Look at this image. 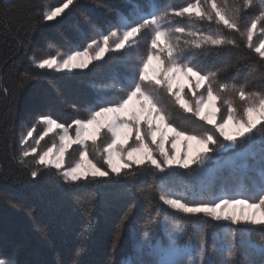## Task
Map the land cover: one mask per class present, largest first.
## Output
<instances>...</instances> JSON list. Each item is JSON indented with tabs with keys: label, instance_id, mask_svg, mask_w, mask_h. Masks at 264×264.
I'll return each instance as SVG.
<instances>
[{
	"label": "snow or ice",
	"instance_id": "1",
	"mask_svg": "<svg viewBox=\"0 0 264 264\" xmlns=\"http://www.w3.org/2000/svg\"><path fill=\"white\" fill-rule=\"evenodd\" d=\"M72 3L73 0H66L62 6L45 10L43 20H55ZM258 3L259 11L241 31V7L229 8L226 0L221 4L217 0H187L178 9L160 7L157 0H145L143 6L129 0V12H118L116 20L109 22L106 30L96 29L97 34L86 40L83 48L73 45L66 54L61 51L46 58H33L37 69L71 73L88 69L109 52H121L119 61L125 71L121 74L109 68L107 83L90 82L95 95L86 105V118H77L67 126L51 114H40L32 120V126L20 136L18 159V163L29 167L25 159L34 157L31 177L40 175L41 166L54 168L63 180L73 184L80 181L94 184L110 173L116 177L122 174L151 177L163 205L183 216L202 217L188 222L180 216L156 211V216L162 215V237H150L145 231L133 244L134 253L140 254L147 247L155 258L126 257L125 264H214L206 258L209 220L224 222L217 224L221 230L228 226L212 234L214 250L227 257L215 264H229L241 248L247 249L246 255L259 252L260 264H264V246L251 241L252 229L247 227L264 230V90H248L246 83L217 80L218 71L226 69L203 70L197 58L206 53L194 51L237 46L234 39L226 37L219 29L205 32L195 23L208 21L240 32L246 37L247 48L264 61V0ZM253 6L254 0H244L242 5L244 9ZM170 16L187 17L188 21L172 23ZM258 31L261 38L254 43ZM142 44L146 46L143 52ZM104 67L97 64L92 71L97 73ZM163 96L212 128L188 133L174 126ZM71 107L76 108V105ZM31 115L29 112L27 117ZM38 124L44 125L43 135L29 144ZM72 126L74 135L70 130ZM57 129L60 130L58 143L54 141L36 156L40 140ZM216 133L228 143L220 142ZM102 134L107 140L98 144ZM130 141H133L131 146ZM89 142L103 158L106 169L98 167L90 158ZM238 144L242 147L237 151ZM73 145H79L78 158L65 167L66 155ZM220 150L231 152V156L222 155ZM212 152L216 155H209ZM249 158L255 161L253 165H249ZM193 165L197 167L192 168ZM180 169L192 170L181 172ZM133 207L122 216L121 225ZM189 223L194 230L191 236ZM118 232L119 229L114 234L113 247ZM185 237H188L187 242L181 246L179 241ZM0 264H12V261L0 258Z\"/></svg>",
	"mask_w": 264,
	"mask_h": 264
},
{
	"label": "trees",
	"instance_id": "2",
	"mask_svg": "<svg viewBox=\"0 0 264 264\" xmlns=\"http://www.w3.org/2000/svg\"><path fill=\"white\" fill-rule=\"evenodd\" d=\"M64 2L66 0H0V257L11 259L12 264H124L126 257L154 259V254L147 247L140 254L134 253L133 244L142 238L145 231L150 237H162V215L156 216V211L180 216L188 222L202 217L183 216L163 205L158 200L151 177H125L123 174L116 177L110 173L109 177L98 178L94 184L86 181L73 184L63 180L55 169L42 166L40 175L31 177L33 156L25 159L29 167L18 163L20 136L32 126L37 115L51 114L66 126L77 118L84 119L88 115L86 105L95 95L90 82L107 83L109 68L121 74L125 71L119 61L123 55L121 52H109L103 60L94 62L83 71L57 73L34 67L33 58H46L61 51L66 54L73 45L83 48L85 41L97 34L96 29L106 30L109 22L116 20L118 12L128 13L130 8L129 0H73L55 20H43L45 10L62 6ZM135 2L141 6L145 4V0ZM186 2L157 0L160 7L176 9ZM226 2L229 8L234 5L241 7V31L259 11L258 0H254V6L247 9L242 7L244 0ZM217 3H224V0H217ZM168 19L172 23L188 21L187 17L170 16ZM195 23L205 32L219 29L237 45L194 50L206 53L197 58L203 70L226 69L218 71L217 80L246 83L248 90H264V61L247 48L246 37L216 23ZM260 38L258 31L253 42L257 43ZM145 47L143 44L140 46L141 52ZM97 64L105 67L93 73L92 69ZM163 102L174 126L188 133L212 128L183 112L171 98L163 96ZM239 103L237 101L238 106ZM71 105H76V108ZM29 112L32 113L30 118L27 117ZM202 124L203 128L198 127ZM42 128V125H36L34 134L39 136ZM216 136L219 138L218 133ZM106 140V136L102 137L98 144ZM48 146V141L39 145L43 149ZM241 147L238 144L235 150ZM89 155L106 169L102 157L92 147H89ZM248 163L253 165L255 161L249 158ZM130 206H134L133 210L121 225V218ZM218 223L224 222L209 220L207 226L206 258L214 264L227 258L213 248L212 234L228 227L225 225V229H218ZM247 227L252 229L251 241L264 246V230L251 225ZM117 229L118 239L113 247ZM193 231L189 223L190 236ZM187 239L185 237L180 243L185 244ZM246 252L245 248L239 249L229 264H249L252 261L260 264L262 257L259 252L247 255Z\"/></svg>",
	"mask_w": 264,
	"mask_h": 264
},
{
	"label": "rangeland",
	"instance_id": "3",
	"mask_svg": "<svg viewBox=\"0 0 264 264\" xmlns=\"http://www.w3.org/2000/svg\"><path fill=\"white\" fill-rule=\"evenodd\" d=\"M6 1H8V0H6ZM57 54H60V53H57ZM105 56H106V55H105ZM105 56H104V57H105ZM103 59H104V58H103ZM52 71H54V70H52ZM74 71H76V70H74ZM60 73H68V72H60ZM201 91H202V90H201ZM185 92H186V94H188V95L190 96V93H188L187 88L185 89ZM42 126H43V128H42L41 134H40L39 136H36V135L33 133V137H32V139L29 140V144L32 143V140L38 139L41 135H43V132H44V125H42ZM70 130H71V133L74 135V133H75V127L72 126ZM59 131H60V130L57 129V130H54V131H52V132H49L47 135L44 136L43 139L40 140L39 145H40V143H43L44 141H48V145H49L48 147H50L54 141H55L56 143H58L57 132H59ZM102 137H105V136L102 134L101 137H100V139H101ZM100 139H99V140H100ZM99 140H98V141H99ZM218 140H219L220 142L225 143V144L228 143L227 141H223V137H219ZM132 143H133V141H130V142H129V146H131ZM39 145H38V148H37L36 156H39L44 150H46V148H45V149L40 148ZM89 147H90V148L92 147V146H91V142H89ZM210 147H213V146L210 145ZM78 149H79V145H73V146H72V149H71V150L67 153V155H66V159H65V167H67L69 164L75 162V160L78 158ZM220 151H221V154L224 155V156H226V157L231 156V152H225L224 150H220ZM237 151H238V150H237ZM209 155L215 156L216 153H215V152H212V153H210ZM89 156H90V155H89ZM102 160H103V158H102ZM95 163H96V162H95ZM97 166H98V167H101L99 164H97ZM105 167L107 168L106 165H105ZM53 169H54V168H53ZM164 243L167 244V239H166V237H164ZM179 244H180L181 246L184 245V244H181L180 241H179ZM0 258H1V257H0ZM124 264H125V262H124Z\"/></svg>",
	"mask_w": 264,
	"mask_h": 264
}]
</instances>
